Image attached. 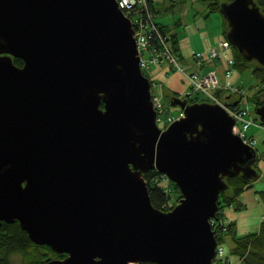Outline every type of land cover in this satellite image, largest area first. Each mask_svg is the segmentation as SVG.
I'll list each match as a JSON object with an SVG mask.
<instances>
[{"label":"water","instance_id":"1","mask_svg":"<svg viewBox=\"0 0 264 264\" xmlns=\"http://www.w3.org/2000/svg\"><path fill=\"white\" fill-rule=\"evenodd\" d=\"M221 13L264 66L257 0ZM151 85L118 0H0V228L18 219L66 254L43 264H212L226 177H257L258 151L216 102L174 97L183 114L162 129ZM150 169L180 187L172 209L152 203Z\"/></svg>","mask_w":264,"mask_h":264},{"label":"rangeland","instance_id":"2","mask_svg":"<svg viewBox=\"0 0 264 264\" xmlns=\"http://www.w3.org/2000/svg\"><path fill=\"white\" fill-rule=\"evenodd\" d=\"M156 11H154V18L156 21L165 24V29L171 34V28L178 31L180 36L179 49L175 51L180 64L185 68V71L191 72L198 68L195 61L196 54H202L208 56L209 50L212 45L218 44L223 38H228L227 34L217 33L212 17H208V9L204 2L201 0H154ZM189 9L191 12L185 14ZM214 14L219 15L221 20L223 16L221 11H217ZM222 36V39L218 41V37ZM227 53H231L232 56H236L235 46L227 50ZM224 65L220 64L217 66L216 72L219 74L222 86L232 85L235 87L242 86L248 91V95L252 94L260 83V79L255 76L250 67L240 69L237 66H233V73L230 77L224 74ZM150 70V76L158 84L154 87V91L163 93V104L164 107L169 109V113L176 116H180L183 109L178 104H173L174 97H186L191 91L190 80L179 67L173 68L171 64H162L159 62H152L148 68ZM207 70V68H205ZM163 87V92L161 89ZM194 97H198L199 101L204 100V94L202 92H194ZM252 98V97H251ZM249 99V106L251 108L252 116L257 120L261 121V115L257 112V106L252 99ZM261 98L264 99V94H261ZM167 117V112L164 114V118ZM249 132L258 139L256 144L259 153L258 168L260 176L257 178L262 183L259 185H252L246 188L242 192L244 199L248 200L251 198V194L256 193V190L264 187V126L258 127L252 125ZM170 178L162 180V184H167ZM263 184V185H262ZM262 185V186H261ZM261 186V187H260ZM249 207V206H248ZM259 205H250L249 211L253 213L259 209ZM225 213L226 221H234L233 217L237 216L239 212L246 213V209H237L234 205H226L223 208ZM251 215L250 217H253ZM251 218H249L250 220ZM261 217L258 223L253 224L252 222L248 226V230L240 232L239 235H246L249 232L257 231ZM228 222V221H227ZM223 245L225 247L224 255L219 254L212 264H229L232 261L236 264H245L243 257H240L234 252V240L230 233H225ZM53 250V249H52ZM50 256L58 257L56 251H49ZM47 257V258H48ZM27 259L24 254L15 252L12 254L13 264H27Z\"/></svg>","mask_w":264,"mask_h":264},{"label":"built area","instance_id":"3","mask_svg":"<svg viewBox=\"0 0 264 264\" xmlns=\"http://www.w3.org/2000/svg\"><path fill=\"white\" fill-rule=\"evenodd\" d=\"M120 7L125 14L129 16L133 22L134 35L137 40V46L140 55V64L143 70L149 73V66L152 62H159L162 64H171L173 68L179 67L184 71L191 84V91L188 94L194 92H202L210 102H216L224 106L227 111L234 117L235 124L233 131L237 133L245 143L257 148L256 144L258 139L255 135L249 132L252 125L258 127L264 126L262 121H257L251 112L249 106L250 95L248 91L242 86H222L218 73L214 68L205 70L203 66L205 61L210 59L211 61L219 58L223 50L232 48V43L228 38L222 39L218 44L211 46L208 56L202 54H196V62L198 68L191 72L185 71V68L180 64L179 59L175 53L173 43L171 40V34L163 31L161 25L154 18V11L150 8L149 0H118ZM227 67L224 70V74L230 77L233 73V66H235V57H228L226 59ZM150 74V73H149ZM158 83L152 82V99L154 107L156 109V120L158 125L162 129H166L170 123H172L180 116L169 113V109L164 107L163 93L155 92L153 89ZM162 92L163 87L161 86ZM235 102H238L237 104ZM167 112V117L164 118V114ZM167 179L166 173L160 172V175L156 179ZM173 207V202L169 203ZM219 212V210H218ZM217 212V213H218ZM211 223L213 229L216 231L217 237L226 230V222L219 221L218 217H212ZM225 247L223 240L218 239L217 251L215 259L219 254L224 255ZM229 264H236L230 260Z\"/></svg>","mask_w":264,"mask_h":264},{"label":"trees","instance_id":"4","mask_svg":"<svg viewBox=\"0 0 264 264\" xmlns=\"http://www.w3.org/2000/svg\"><path fill=\"white\" fill-rule=\"evenodd\" d=\"M206 4L208 9V15L213 11H221V3L223 1L229 0H201ZM261 9L264 11V0H257ZM150 8L155 10L152 5V0H149ZM156 11V10H155ZM223 16V14H222ZM224 23V32L226 34L228 29V22L223 16ZM160 24V23H159ZM163 31L167 32L165 25L162 24ZM171 40L173 43L174 50H178V38L175 32L171 33ZM236 56H235V66L240 69L250 67L255 76L260 79V83L257 84L256 89L250 95V98L254 101L256 105L264 103V99L261 98V94H264V66L257 61L246 60L243 55L240 53L237 47ZM18 61L22 62L21 58H18ZM145 74L149 77L148 72L144 71ZM151 80H153L151 78ZM186 97L190 102L199 101L198 97H194L192 94H186ZM207 100L206 98H203ZM104 102L101 103V106H104ZM260 157V156H259ZM254 163V166L257 168V175H260L258 160ZM144 177L149 184V191L152 203L163 210H170L171 207L169 203L172 201L175 206L181 198V190L178 184L169 180L167 184H162L161 179H156L160 175V171L157 169H150L144 172ZM256 177L252 176L251 178L245 177L243 174H237L234 176H227L226 180L228 186L226 189H223L219 196V212L217 217L219 221H225L224 206L226 205H235L237 208H244L241 194L246 189L253 185L252 181ZM168 179V178H167ZM236 222H226V230L221 232L218 236L220 241L224 240L225 233H230L234 240V252L237 253L240 257H243V262L245 264H264V220L261 223L260 229L257 231L249 232L246 235L237 234L235 229ZM49 251H53L48 244H38L35 243L28 235L27 231L23 229L20 225L18 219L13 222L3 221V224L0 228V264H13L11 262V256L15 252H20L24 254L27 259V264H43L47 257L50 256ZM58 257H63L66 254L56 252ZM141 264H160L156 261H143Z\"/></svg>","mask_w":264,"mask_h":264},{"label":"crops","instance_id":"5","mask_svg":"<svg viewBox=\"0 0 264 264\" xmlns=\"http://www.w3.org/2000/svg\"><path fill=\"white\" fill-rule=\"evenodd\" d=\"M205 4V3H204ZM152 5H153V8L156 10L155 8V4H154V0H152ZM206 5V4H205ZM154 10V11H155ZM192 10L189 9L185 14H187L188 12H191ZM215 12L217 11H213L211 12L208 17H212L213 20H214V25L216 27V32L217 33H222L223 35L225 34L224 32V23H223V20H221V18L219 17V15H216L214 14ZM158 23H160V25L162 26V23L157 21ZM165 25V24H163ZM172 32H175L177 34V38H178V45H180V36H179V33L177 30L171 28V33ZM218 39V41L220 39H222V36L216 38ZM224 39V38H223ZM213 46V45H212ZM200 54V53H199ZM207 57V56H205ZM228 57H234L231 55V53H227V50H223L222 53H221V56L213 61H211L210 59H207L205 61V65L203 66V68H207V69H210V68H217V66H219L220 64H223L224 66V70L225 68L227 67V64H226V59ZM196 65L198 66V63L196 62V60H194ZM216 70V69H215ZM223 70V71H224ZM149 73H150V70H149ZM219 75V74H218ZM220 78V77H219ZM221 81V79H220ZM260 176V175H259ZM257 176L255 178L254 181H252L253 185L256 184V185H259L260 183H262L261 180H258L257 181V178L259 177ZM263 185V184H262ZM261 185V186H262ZM260 186V187H261ZM246 190V189H245ZM241 200H242V203H243V206L244 208H240V209H246L247 212L246 213H242V212H239V214L235 217H233V220L236 222V225H235V229L237 230V234H239L240 232L242 233L243 231H246L248 230V226L249 224L252 222L253 224H256L258 223L260 217H261V222H260V226H261V223L262 221L264 220V187L261 188V189H258L256 190V193H253L251 194V198H249L248 200L244 199L242 194H241ZM255 204H258L260 207L259 209L256 211V212H252L251 210L249 211V207L250 205H255ZM235 206V205H234ZM249 206V207H248ZM236 207V206H235ZM237 208V207H236ZM239 210V208H237ZM251 215H254L253 217H250ZM249 218H251L249 220ZM229 223L232 222L230 220H227ZM260 226L258 228V230L260 229ZM246 229V230H245ZM242 235V234H241Z\"/></svg>","mask_w":264,"mask_h":264},{"label":"flooded vegetation","instance_id":"6","mask_svg":"<svg viewBox=\"0 0 264 264\" xmlns=\"http://www.w3.org/2000/svg\"><path fill=\"white\" fill-rule=\"evenodd\" d=\"M18 58L19 57L13 56L14 63L17 64V65H21L22 66L23 63H24V61L23 60H22V62L21 61H18ZM11 262H12V256H11Z\"/></svg>","mask_w":264,"mask_h":264},{"label":"bare ground","instance_id":"7","mask_svg":"<svg viewBox=\"0 0 264 264\" xmlns=\"http://www.w3.org/2000/svg\"><path fill=\"white\" fill-rule=\"evenodd\" d=\"M50 246V245H49ZM51 247V246H50ZM52 248V247H51ZM66 256V255H65ZM65 256H63V257H65ZM47 260V259H46Z\"/></svg>","mask_w":264,"mask_h":264}]
</instances>
